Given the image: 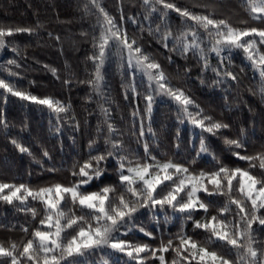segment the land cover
<instances>
[{"label": "snow or ice", "instance_id": "obj_1", "mask_svg": "<svg viewBox=\"0 0 264 264\" xmlns=\"http://www.w3.org/2000/svg\"><path fill=\"white\" fill-rule=\"evenodd\" d=\"M245 3L253 19L264 21V0H245ZM91 4L97 10L100 24L99 35L92 38L95 51L89 57L94 65V75L87 83L92 86L94 92H101V69L106 60L115 57L120 67L127 68L131 74V82L124 91L125 99L129 96V88L134 97L141 95L136 87L137 72L147 78V88L143 93L144 113L140 114L138 104L132 112L134 121L139 118V135H144L145 117L148 120L147 131L155 135L152 129L153 104L157 95L167 96L177 103L180 122L187 120L201 130L197 156L208 153L215 159V154L211 153L203 133L216 135L229 125L205 114L204 109L184 88L173 85L155 56L144 48L136 35L130 36L123 24L117 22L98 0H91ZM142 6L146 9L143 21L135 16L129 17V20L138 25L141 33L145 31L146 22L148 34L170 53L174 52L184 58L191 53L201 63V72L211 67L216 74V79L212 81L214 85L238 82V77L233 71L227 67L212 66L209 62V54L215 53L220 64H223V54L230 53L233 49L242 50L251 66L259 70V75L264 80V27L234 26L227 19L198 14L188 7L178 6L172 0H142ZM169 10H174L183 18V27L176 29L175 33L168 21ZM85 11H89L87 4ZM157 12L159 23L151 19L152 14ZM120 20H124L122 6ZM198 29H203V33ZM35 31L31 26L0 25V49L6 47V37L15 33L32 34ZM52 35L49 33L50 37ZM54 38L56 41L60 40L58 35ZM12 51L18 53L19 49L13 45ZM167 59L172 61V56L169 55ZM7 64L5 71L8 78L0 76V96L5 103L10 94L23 101L46 106L56 113L58 120L67 119L79 128L80 123L72 113L70 102L65 103L52 96H38L19 88L13 78L21 75L20 72L14 71V68H19L20 65L16 59L9 60ZM51 70L54 74L57 72L55 68ZM185 72H190V69H185ZM201 82L203 83V80ZM260 92L264 95V84ZM105 103L109 101L105 100ZM101 112L104 116L103 127L98 126L97 133L103 135L88 141V156L83 162L75 161L71 165V175L76 179L67 184L57 182L38 188L24 183L0 182V200L9 204L19 201L21 210L31 212L33 218L37 216V209L29 208L24 202L31 198L43 206L38 226L20 250L15 242L10 246L0 242V264H82L84 258L97 249H111L109 255L123 254L128 258L126 264H147L150 257L158 259L159 264H193V261L196 264H264V241H258L256 229L253 227L257 225L258 228L264 229V173L257 176L249 170L255 166L253 162L257 160L259 168L264 169V152L255 155H242L239 151L234 153L237 158L249 163V169L218 163L214 171H194L184 163L171 159L157 160L145 140V155L141 158L135 151L128 149L122 133L111 122L110 107L101 106ZM0 126L8 129L6 118L0 117ZM61 127L57 125L55 132L59 133ZM98 139H103V150L97 144ZM224 141L237 148L243 147L238 139L225 137ZM11 143L21 153L31 154L30 149L17 139H11ZM43 156H49L46 149L43 150ZM109 158L116 164L117 183L121 190L117 191L116 184H104L96 190H89L93 181H99L104 175ZM51 170L55 171V168ZM234 180H237L236 186L233 184ZM221 199L217 213L208 216L209 208ZM142 208L153 212L157 227L160 224L159 216L155 215L157 208H171L173 217L179 214L185 220H192L198 210H203L205 217L203 220H194L193 226L209 234V243L215 239L230 246L235 258L231 259L215 249L210 250L205 243L187 235L183 231V225L175 236V244L172 238L167 241L161 238L158 246L125 238L133 228H138L140 233L154 238L152 231L136 223L137 213ZM225 213L229 215L222 217L221 214ZM171 219L167 214L164 215L165 223ZM22 230L27 232L28 228L24 227ZM169 250L174 253L171 261L165 256ZM101 264L120 262L119 259H102Z\"/></svg>", "mask_w": 264, "mask_h": 264}, {"label": "trees", "instance_id": "obj_2", "mask_svg": "<svg viewBox=\"0 0 264 264\" xmlns=\"http://www.w3.org/2000/svg\"><path fill=\"white\" fill-rule=\"evenodd\" d=\"M172 2L181 7H188L198 14H210L215 19H227L234 26L264 27V21L251 17L245 0H172ZM98 3L102 4L117 22L123 24L130 36L136 35L139 38L144 48L164 67L173 85L184 88L204 109L205 114L229 125L216 135L203 133L211 153L215 154V159L211 154L197 156L201 130L187 120L181 123L178 119L177 103L170 100L155 98L152 111V129L155 135L147 131L146 117L144 135L142 137L139 135V118L134 121L132 112L138 104L140 114L144 113L143 93L147 88V80L136 73V87L141 95L138 98L134 97L129 88V96L125 99L124 91L131 82V74L127 68L120 67L115 57L106 60L101 69L103 74L101 92H94L92 86L87 83L94 75V65L89 57L95 51L92 38L99 35L100 24L97 10L92 6L91 0H0V25L31 26L36 29L32 34L15 33L5 38L8 43L4 49H0V76L8 78L5 71L7 62L16 59L20 67L14 68V71L21 73L19 77L13 78L17 86L38 96H52L65 103L70 102L72 113L80 123L77 129L75 124L67 119L58 120L56 113L46 106L23 101L10 94L5 103L0 96V117L8 121L7 130L0 126V182L24 183L38 188L57 182L67 184L76 179L71 175V165L75 161L83 162L88 156V141L103 135L97 133V127H103L104 116L101 106L110 107L111 122L122 133L128 149L135 151L141 158L145 155L143 142L147 140L151 154L156 156L157 160L171 159L184 163L194 171L200 169L214 171L218 163L249 169V163L237 158L234 153L239 151L242 155H255L264 152V95L260 92L264 80L260 77L259 70L251 66L245 53L240 49L225 52L223 64H220L215 53L209 54L210 65L227 67L238 77V82L214 85L212 81L216 79V74L211 67L201 72V63L191 53L187 58L174 52L170 53L148 34L146 22L145 31L141 33L138 25L129 20V17L135 16L143 21L146 9L142 6V0H98ZM86 4L88 12L85 11ZM121 6L123 21L120 20ZM158 15L157 12L151 16L156 23L160 22ZM168 21L174 33L176 29L183 27V18L174 10L168 11ZM243 21L247 23L244 24ZM198 30L203 33V29ZM49 33L53 35L50 37ZM57 35L60 37L59 41L54 38ZM13 45L19 49L18 53L12 51ZM169 55L172 56V61L167 59ZM52 68L57 69L55 74ZM185 69H190V72L186 73ZM66 80L71 82L65 83ZM105 100L109 103L106 104ZM57 125L62 126L59 133L55 132ZM225 137L240 140L243 147L237 148L226 144ZM13 138L29 148L31 154L21 153L11 143ZM97 144L103 150V139H98ZM45 149L49 153L48 157L43 156ZM253 163L255 166L249 169L253 175L260 176L264 173V169L259 168L258 160ZM53 168L55 171L51 170ZM117 180L116 164L109 158L104 175L99 181H93L89 190H96L104 184H116L117 191H120ZM233 184L236 186L237 180H234ZM24 203L29 208L37 209L35 218L31 212L21 210L19 201L9 204L0 200V242L5 246L15 242L18 250L31 238L32 231L39 224L43 208L39 201L31 198ZM221 203L222 199L213 203L208 210V216L216 214ZM165 214L172 217L167 223L164 222ZM155 215L160 218L158 227L153 219V212L147 209H140L136 220L139 226L152 231L154 238L140 233L138 228H133L125 238L146 241L153 246H158L161 238L165 241L172 238L175 244L177 243L175 236L183 225V231L187 235L205 243L210 250L215 249L231 259L235 258L230 246L215 239L209 243V234L193 226L194 220H203L205 217L203 210H198L192 220H185L179 214L173 217L171 208L166 210L157 208ZM228 215L221 214L222 217ZM24 227L28 228L27 232L22 230ZM253 227L256 229L258 241H264V229L258 228L257 225ZM111 252V249H97L84 258L82 264H101L102 259L109 261L119 259L120 264H126L128 261L123 254L109 255ZM173 255L171 250L165 253L168 261H171ZM147 264H159V260L150 257ZM193 264L196 262L193 261Z\"/></svg>", "mask_w": 264, "mask_h": 264}, {"label": "rangeland", "instance_id": "obj_3", "mask_svg": "<svg viewBox=\"0 0 264 264\" xmlns=\"http://www.w3.org/2000/svg\"><path fill=\"white\" fill-rule=\"evenodd\" d=\"M2 50V49H1ZM138 74H140L139 72H137ZM141 75V74H140ZM146 80L147 78L145 76H143ZM157 98L161 99V100H170V101H173L175 102L174 100H172L171 98L167 97V96H162V95H157L156 96ZM176 103V102H175ZM200 155L202 156H208V153H201Z\"/></svg>", "mask_w": 264, "mask_h": 264}]
</instances>
